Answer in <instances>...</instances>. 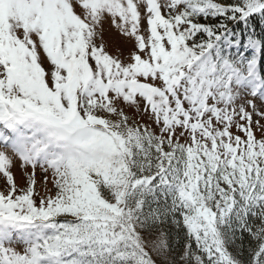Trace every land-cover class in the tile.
<instances>
[{"label": "snow or ice", "instance_id": "obj_1", "mask_svg": "<svg viewBox=\"0 0 264 264\" xmlns=\"http://www.w3.org/2000/svg\"><path fill=\"white\" fill-rule=\"evenodd\" d=\"M257 21L264 0H0V264H264Z\"/></svg>", "mask_w": 264, "mask_h": 264}, {"label": "rangeland", "instance_id": "obj_2", "mask_svg": "<svg viewBox=\"0 0 264 264\" xmlns=\"http://www.w3.org/2000/svg\"><path fill=\"white\" fill-rule=\"evenodd\" d=\"M105 39L107 40L109 38L106 36ZM118 39H119L118 37H113L112 40H109V43L111 44L113 41H118ZM39 178L40 177H39V174H38L37 179L39 180Z\"/></svg>", "mask_w": 264, "mask_h": 264}, {"label": "trees", "instance_id": "obj_3", "mask_svg": "<svg viewBox=\"0 0 264 264\" xmlns=\"http://www.w3.org/2000/svg\"><path fill=\"white\" fill-rule=\"evenodd\" d=\"M256 23H257V31H259V28H260V27H264V25H260V24H259V21H257Z\"/></svg>", "mask_w": 264, "mask_h": 264}]
</instances>
